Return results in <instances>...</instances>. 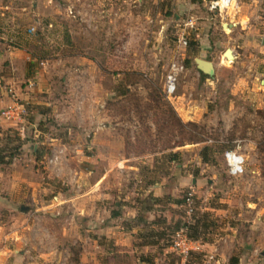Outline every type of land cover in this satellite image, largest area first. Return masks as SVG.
Listing matches in <instances>:
<instances>
[{
	"label": "rangeland",
	"instance_id": "1",
	"mask_svg": "<svg viewBox=\"0 0 264 264\" xmlns=\"http://www.w3.org/2000/svg\"><path fill=\"white\" fill-rule=\"evenodd\" d=\"M215 1L0 8V264H264V0Z\"/></svg>",
	"mask_w": 264,
	"mask_h": 264
},
{
	"label": "built area",
	"instance_id": "2",
	"mask_svg": "<svg viewBox=\"0 0 264 264\" xmlns=\"http://www.w3.org/2000/svg\"><path fill=\"white\" fill-rule=\"evenodd\" d=\"M230 1L228 0H217L215 2L212 3V8H215L216 6L224 5L227 6L229 5ZM179 69H181V67H177L176 63H172L171 65V70L167 75V79H166V91L167 93L171 94L175 91L176 89V75L179 71ZM9 91L12 92V97L15 96V93L13 90H11V88H9ZM15 103H11L7 106V108L3 111V115L5 116H12L11 115V110L15 109ZM10 110V111H9ZM15 111V110H14ZM18 113V111H16ZM223 156L225 158V161L227 163V171L228 174L231 176H236L238 174H240L243 170L242 168V164H243V158L240 154L237 153V151L235 149H229L224 151ZM191 193L186 197V200L188 202V206H190V201L192 200L191 198ZM190 203V204H189ZM188 210H191V208H189Z\"/></svg>",
	"mask_w": 264,
	"mask_h": 264
},
{
	"label": "crops",
	"instance_id": "3",
	"mask_svg": "<svg viewBox=\"0 0 264 264\" xmlns=\"http://www.w3.org/2000/svg\"><path fill=\"white\" fill-rule=\"evenodd\" d=\"M29 0H18V7H15L16 9V11H15V13L14 12H12V14L14 15V17L12 18V19H17V18H22V17H27L28 16V14H29V12H26L25 10H26V2H28ZM104 2L106 1V0H103ZM96 2H101V0H96ZM13 3H14V0H10V1H8L6 4H0V8H3L4 10H7L8 8H12V5H13ZM31 5L33 6V3H31ZM2 15L4 14L3 12L1 13ZM12 15V16H13ZM9 19H11V18H9ZM34 20H39V17H34ZM14 35L12 36L13 37V39H15V40H19V39H21V32L19 31V30H15L14 31ZM8 51H10V52H8V55H9V57H10V59L12 60V61H15V60H17L16 58H17V56H19V54L21 53V51L22 50H20L19 48H17V47H12V49L11 50H9L8 49ZM25 54H27L28 55V53H25ZM20 56H21V54H20ZM19 56V57H20ZM30 60V59H29ZM14 63V65L17 63V62H13ZM16 66H18V68H17V70H22L21 69V65H16ZM14 69H16L15 68V66H14ZM13 80V79H12ZM11 79H9V82L10 81H12ZM13 83V82H12ZM106 126L108 127V129H110L109 127V125H107L106 124ZM107 129V128H106ZM105 134H106V132H105ZM96 135V134H95ZM97 139V138H96ZM106 140H107V144L109 145V147H111L113 144H112V138H111V135H110V133L108 134V138L106 137ZM106 196V195H105ZM98 200V199H97ZM107 200H109V199H107V198H105V199H103L102 201H106V203H107ZM119 216V215H118Z\"/></svg>",
	"mask_w": 264,
	"mask_h": 264
},
{
	"label": "water",
	"instance_id": "4",
	"mask_svg": "<svg viewBox=\"0 0 264 264\" xmlns=\"http://www.w3.org/2000/svg\"><path fill=\"white\" fill-rule=\"evenodd\" d=\"M231 53H232V50L227 48V49H225L223 54L226 57V59H228L227 57H228V55H231ZM232 59H234V57ZM195 63H196V67L198 68L199 71H201L205 74H211L213 72L212 62L201 59V58H195ZM21 209H23V207H21ZM27 210H28L27 208L24 209V211H27ZM261 254L264 255V251H262Z\"/></svg>",
	"mask_w": 264,
	"mask_h": 264
},
{
	"label": "trees",
	"instance_id": "5",
	"mask_svg": "<svg viewBox=\"0 0 264 264\" xmlns=\"http://www.w3.org/2000/svg\"><path fill=\"white\" fill-rule=\"evenodd\" d=\"M3 162H4L3 159H0V164L3 163ZM181 202H182V200H177L176 203H179V204H180ZM116 215H119V213L113 214L112 216H116ZM116 217H117V216H116ZM193 219H195V217H194ZM199 221H200L199 219H197V220L194 221V225H193V227H194L195 229L198 228L197 224H198ZM190 237L196 239L195 236L190 235Z\"/></svg>",
	"mask_w": 264,
	"mask_h": 264
},
{
	"label": "bare ground",
	"instance_id": "6",
	"mask_svg": "<svg viewBox=\"0 0 264 264\" xmlns=\"http://www.w3.org/2000/svg\"><path fill=\"white\" fill-rule=\"evenodd\" d=\"M228 1H230V3H229L230 5H228V7L232 6V3H233L234 0H228ZM231 55H232V53H231ZM231 55H228L227 58L228 59H232L233 58V55L232 56Z\"/></svg>",
	"mask_w": 264,
	"mask_h": 264
}]
</instances>
